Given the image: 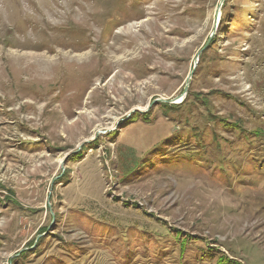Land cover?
Listing matches in <instances>:
<instances>
[{
	"label": "rangeland",
	"instance_id": "rangeland-1",
	"mask_svg": "<svg viewBox=\"0 0 264 264\" xmlns=\"http://www.w3.org/2000/svg\"><path fill=\"white\" fill-rule=\"evenodd\" d=\"M0 264H264V0H0Z\"/></svg>",
	"mask_w": 264,
	"mask_h": 264
},
{
	"label": "bare ground",
	"instance_id": "bare-ground-1",
	"mask_svg": "<svg viewBox=\"0 0 264 264\" xmlns=\"http://www.w3.org/2000/svg\"><path fill=\"white\" fill-rule=\"evenodd\" d=\"M130 34H132L133 35V33H130ZM135 35V34H134ZM137 61V60H136Z\"/></svg>",
	"mask_w": 264,
	"mask_h": 264
}]
</instances>
